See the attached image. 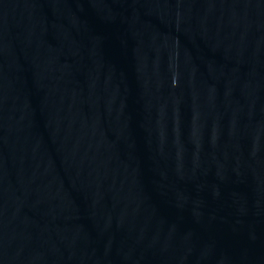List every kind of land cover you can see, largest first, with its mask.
Masks as SVG:
<instances>
[{"label":"water","instance_id":"1","mask_svg":"<svg viewBox=\"0 0 264 264\" xmlns=\"http://www.w3.org/2000/svg\"><path fill=\"white\" fill-rule=\"evenodd\" d=\"M0 264H264V0H0Z\"/></svg>","mask_w":264,"mask_h":264}]
</instances>
